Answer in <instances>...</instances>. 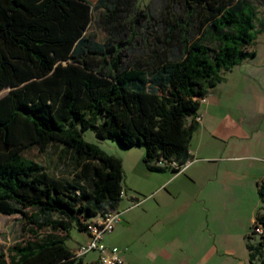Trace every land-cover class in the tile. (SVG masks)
Masks as SVG:
<instances>
[{
	"label": "trees",
	"instance_id": "16d2710c",
	"mask_svg": "<svg viewBox=\"0 0 264 264\" xmlns=\"http://www.w3.org/2000/svg\"><path fill=\"white\" fill-rule=\"evenodd\" d=\"M137 3L100 1L107 39L98 44L86 35L87 0H0V91L8 90L0 97V214L22 216L32 235L10 249L9 264H85L67 245L71 230L88 234L94 218L114 210L124 169L84 133L143 148L150 171L181 167L202 102L224 73L255 56L264 29L249 0ZM54 144L69 173L23 155ZM263 185L254 232L262 230L264 248Z\"/></svg>",
	"mask_w": 264,
	"mask_h": 264
},
{
	"label": "rangeland",
	"instance_id": "374dc122",
	"mask_svg": "<svg viewBox=\"0 0 264 264\" xmlns=\"http://www.w3.org/2000/svg\"><path fill=\"white\" fill-rule=\"evenodd\" d=\"M87 1L92 8V20L86 35L91 36L96 43L104 44L107 34L98 23L101 9H97L101 0ZM151 1L138 0L137 5L145 10ZM249 1L258 9L257 25H259V20L264 21V0ZM142 23L143 21H139L138 25ZM251 50L255 52V56L247 58L231 72L224 73L223 81L209 94V96H224L222 105L218 108L219 121L224 124L223 132L217 136L220 140L218 145L221 148L228 145V152L231 151L233 154L223 156V161L220 162V172L214 174L215 181L210 183L209 190L205 189L203 192L205 196L208 191L210 197L208 208L202 211L200 223L197 222L195 213H192L190 217L194 221L192 227L186 230L188 239L193 242L190 252L199 253V256L194 257L192 264H199L202 259L206 264H262L263 261L264 248L261 245V236L254 232L255 217L262 206L254 174H263L264 164L255 160L231 161L228 159L235 155H245L241 153L242 151H246V154L251 157L259 156L262 150L264 152V29L256 34L255 45ZM7 91H0V97ZM206 107V103L202 104L200 113H203ZM237 129L240 134L232 139L233 135H230V132ZM83 137L85 141L98 145L110 155L127 158L130 153V157H133L132 148H126L116 141H99L90 130L85 132ZM242 139L244 140L240 141ZM62 150L61 146L54 144L46 153H41L37 147H34L24 151L23 155L43 164L52 172L69 173L72 170V164L69 158L62 155ZM141 168L145 170L144 165ZM151 174L153 177L161 178L164 175L170 176L172 172L167 169L164 173L151 171ZM261 184L264 183L261 182ZM199 193L196 192L192 199L189 198L188 203L192 206L202 204L201 199L203 198L197 197ZM145 196L151 199L154 195ZM186 201L187 198L183 195L177 199L175 204L182 205ZM94 220L93 223L100 221L99 218H94ZM120 228L116 225L113 233L105 235L102 242L104 247L113 249L128 246L130 251L127 252L128 264H151L147 257L149 249L153 246L149 243L151 232H145L142 236L141 230L127 232ZM159 228L161 227L158 226ZM29 229L30 227L26 225L22 216L0 214V256H3L2 260L6 264H9L10 249L15 244L32 239ZM153 229L156 231V228ZM176 231L181 234L183 229ZM132 239H139L134 246L130 244ZM89 241L86 233L73 228L67 245L76 252L79 244L87 245ZM204 255H208L207 258L203 257ZM99 257L98 251H91L82 256L85 264L98 261Z\"/></svg>",
	"mask_w": 264,
	"mask_h": 264
},
{
	"label": "crops",
	"instance_id": "0c3cea01",
	"mask_svg": "<svg viewBox=\"0 0 264 264\" xmlns=\"http://www.w3.org/2000/svg\"><path fill=\"white\" fill-rule=\"evenodd\" d=\"M223 98L224 96L208 95L202 102V104L206 103L207 107L203 110V113H200V110L198 112L200 125L191 141V164L185 171L174 173L169 167L172 172L170 176L153 177L145 163L146 153L143 148H132L133 157H130V153L127 158L121 157L125 179L121 201L114 208V211L120 214L115 227L118 225L121 227L120 229L127 232L141 230L142 236L145 232H151L149 243H152L153 246L149 249L147 255L151 264H192L194 257L199 256V253L193 254L190 252L193 242L188 239L189 237L186 234V230L191 228L194 223L190 217L192 213H195V218L200 223L202 211L208 208V198L210 197L208 191L205 196H203V192L205 189L209 190L210 183L215 181L214 174L220 172V162L223 161V156L233 154L231 151L228 152V145L224 148L218 145L220 140L217 136H220L218 134H221L224 130L222 128L224 124L219 121L220 114L218 113ZM231 134L233 135L232 139H235L240 133L237 129L231 131ZM241 153L245 155H235L228 159L231 161L255 160L264 164L263 150L256 157H251L246 154V151ZM142 165H144L146 172L141 168ZM167 169L165 168L162 173L166 172ZM254 181L257 190H259L262 186L261 182L264 183V173H255ZM196 192H200L197 195L198 198H203L201 199L202 204H200L202 207L200 205L192 206L188 203V199H192ZM147 194L154 195L151 198L152 200L145 196ZM183 195L187 198V201L182 205H176L177 199ZM96 218H99L100 221L102 219L101 216ZM158 226L161 228L158 229ZM153 228H156V231ZM178 229H183L181 234L177 233L176 230ZM138 240L132 239V242L130 241L131 246L137 244ZM119 249L121 250L123 264H128V246ZM207 256L204 255L203 257L207 258ZM199 264H206V262L202 259Z\"/></svg>",
	"mask_w": 264,
	"mask_h": 264
},
{
	"label": "built area",
	"instance_id": "2783aa9c",
	"mask_svg": "<svg viewBox=\"0 0 264 264\" xmlns=\"http://www.w3.org/2000/svg\"><path fill=\"white\" fill-rule=\"evenodd\" d=\"M197 121L200 122L199 117L197 118ZM190 164L191 162L189 160L181 167H178L175 162L168 163L167 166L171 169L178 170V172H183L190 166ZM155 165L159 167L161 165L165 166L166 164L163 162H157ZM119 215L120 214L117 211H109L102 217L101 221L90 224L88 228L90 241L87 245H80L78 251H76V255L82 257L91 251H98L100 254V264H123L121 251L118 248L107 249L102 243L105 235L113 232L115 224L119 220ZM256 231L262 233L261 229H257Z\"/></svg>",
	"mask_w": 264,
	"mask_h": 264
}]
</instances>
